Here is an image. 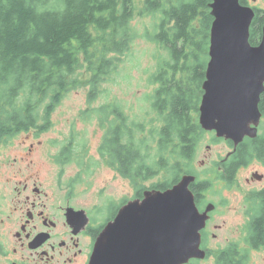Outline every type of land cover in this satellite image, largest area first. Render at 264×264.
<instances>
[{
	"label": "trees",
	"instance_id": "obj_1",
	"mask_svg": "<svg viewBox=\"0 0 264 264\" xmlns=\"http://www.w3.org/2000/svg\"><path fill=\"white\" fill-rule=\"evenodd\" d=\"M211 2L0 0V142L33 128L46 130L49 122L43 121L42 107L49 115L80 86L90 85L92 104L103 84L119 74L124 57L144 39L167 54L157 57L159 69L153 75L156 136H145V126L130 121L117 105L107 104L93 113L104 123L113 118L103 142L111 164L114 154L127 175V150L132 148L134 176L153 178L164 172L168 182L162 188L169 189L189 172L187 159L196 153L205 133L199 106L214 21ZM137 16L152 18V29L140 31ZM263 27L264 14L257 12L250 29L253 46L260 44ZM79 70L87 73L83 81ZM261 99L264 115V93ZM260 146L264 157V143ZM253 226L259 236L264 235V214Z\"/></svg>",
	"mask_w": 264,
	"mask_h": 264
},
{
	"label": "flooded vegetation",
	"instance_id": "obj_2",
	"mask_svg": "<svg viewBox=\"0 0 264 264\" xmlns=\"http://www.w3.org/2000/svg\"><path fill=\"white\" fill-rule=\"evenodd\" d=\"M245 1L242 5L251 7L249 0ZM257 1L261 0H253ZM254 7L256 13L264 14L263 7ZM263 121L264 115L258 137H245L237 147L232 141L218 139L215 132H206L215 142L224 140L227 151L213 155L209 146L211 151L199 163L196 153L190 155L189 172L177 182L171 181L169 189L185 175L194 177L190 191L199 213L208 217L201 230L200 249L204 257L192 258L184 264H250L253 253H258L256 264H264V235L259 236L256 228L252 229L264 214V157L260 146L264 138L258 141L264 136L260 134ZM47 129L33 128L19 134L27 133V139H40ZM7 143L1 141L0 148ZM42 145V141H34L24 148L25 155L32 159L30 162L23 161L26 158L21 153L13 162L3 160L4 164H0L4 177L0 181V264H93V259L100 264H119L116 254L109 257L97 249L109 225L113 227V239L131 249L121 253L120 264H138L148 242L140 234L139 219L122 221L119 215L129 205L143 203L147 192L169 190L162 188L168 181L147 186L152 178L134 176L132 148L127 150V175H124L117 156L112 154L111 164L102 146L99 153L127 185L118 182L116 190L109 192L114 186L112 179L104 180L94 193L96 198L82 201L79 179H70L68 174L69 161L78 158L75 146L68 144L57 152L46 148L42 152ZM134 226L138 233L127 234L128 230L133 232ZM253 234L257 236L254 242Z\"/></svg>",
	"mask_w": 264,
	"mask_h": 264
},
{
	"label": "water",
	"instance_id": "obj_3",
	"mask_svg": "<svg viewBox=\"0 0 264 264\" xmlns=\"http://www.w3.org/2000/svg\"><path fill=\"white\" fill-rule=\"evenodd\" d=\"M209 7L214 21L199 124L203 131L215 132L218 139L232 141L237 147L245 137H258L263 117L260 103L264 93V27L260 44L253 46L250 29L256 11L252 7L239 0H212ZM194 179L185 175L165 192L149 191L143 203H133L120 213L122 221L139 219L140 234L148 242L140 257L143 264H184L204 257L201 230L208 217L199 213L190 191ZM112 231L109 225L97 249L109 257L116 254L120 264L121 253L131 249L114 240ZM132 233L136 235L138 228L134 226L133 232L128 230L127 234ZM141 260L138 264H142ZM93 264H100L99 260L93 259Z\"/></svg>",
	"mask_w": 264,
	"mask_h": 264
},
{
	"label": "rangeland",
	"instance_id": "obj_4",
	"mask_svg": "<svg viewBox=\"0 0 264 264\" xmlns=\"http://www.w3.org/2000/svg\"><path fill=\"white\" fill-rule=\"evenodd\" d=\"M249 3L251 7L264 8L263 0L257 2L249 0ZM152 23L154 24L152 18L143 19L137 16L135 20V25L140 31H145L146 28L152 29ZM158 56L167 57V54L155 44L139 39L130 53L124 57L123 62L120 63L119 74H114L108 82L103 84L92 104L88 103L90 85H85L67 93L49 115H45V109L42 107L43 121L47 120L50 128L40 139H27L29 136L27 133L12 137L7 141V144L3 145V148H0V164L4 161L6 163L13 162V158L19 157L21 153L26 158L23 161H32L25 155L27 151L25 153L24 148L29 147L34 141L43 142L40 149L42 152H45L46 148L52 149L54 152L62 151L63 146L72 144V146H75V154L78 158L69 161L67 165L68 174L70 179H79L77 185L82 190L80 194L81 198L83 197L82 201H86L90 197L94 198L95 191L104 184V180L112 179L114 186H111L109 192L116 190L118 182L122 186L127 185L124 179L121 180L122 177L115 172L109 161L105 160L104 156L99 153V149L103 146L104 139L110 130L113 118L110 117V124L104 123L100 115L93 113V110L107 104L117 105L131 121L140 122L145 126V136L150 137L153 134L155 137L159 121L156 120L157 115L151 105L154 88L156 87L153 75L159 69ZM78 74L81 76V81L88 77L84 70H79ZM39 124L42 125L44 122L40 119ZM260 134H264V121L260 127ZM212 138L213 136L206 132L202 135L196 152L197 163L211 151L208 150L209 146L213 155L218 151L223 154L227 151L228 145L224 140L215 142ZM51 142H53V145ZM155 142L152 140L150 145L154 146ZM17 147L21 148L17 149ZM42 160L45 163L48 162V159ZM1 172L0 165V181L4 179ZM245 175L243 173V176ZM167 177L164 172L160 173L146 185L151 186L160 180L167 179ZM118 188L121 189L122 187ZM257 262L258 253H253L250 264H256Z\"/></svg>",
	"mask_w": 264,
	"mask_h": 264
}]
</instances>
